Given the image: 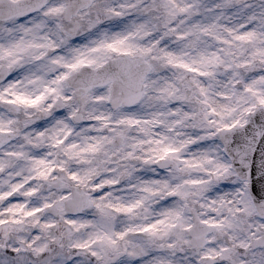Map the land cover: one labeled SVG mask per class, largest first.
Returning a JSON list of instances; mask_svg holds the SVG:
<instances>
[{
  "label": "snow or ice",
  "instance_id": "obj_1",
  "mask_svg": "<svg viewBox=\"0 0 264 264\" xmlns=\"http://www.w3.org/2000/svg\"><path fill=\"white\" fill-rule=\"evenodd\" d=\"M0 264H264V0H0Z\"/></svg>",
  "mask_w": 264,
  "mask_h": 264
}]
</instances>
